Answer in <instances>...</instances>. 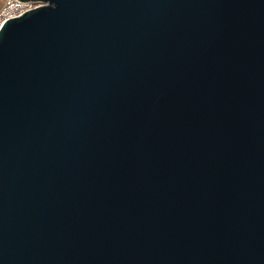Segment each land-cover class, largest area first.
Wrapping results in <instances>:
<instances>
[{"label":"water","instance_id":"water-1","mask_svg":"<svg viewBox=\"0 0 264 264\" xmlns=\"http://www.w3.org/2000/svg\"><path fill=\"white\" fill-rule=\"evenodd\" d=\"M18 1L0 264H264V0Z\"/></svg>","mask_w":264,"mask_h":264},{"label":"built area","instance_id":"built-area-1","mask_svg":"<svg viewBox=\"0 0 264 264\" xmlns=\"http://www.w3.org/2000/svg\"><path fill=\"white\" fill-rule=\"evenodd\" d=\"M32 6L28 2H20L18 0H7L5 5L0 9V26L2 23L12 17H16L21 13L29 10Z\"/></svg>","mask_w":264,"mask_h":264},{"label":"rangeland","instance_id":"rangeland-1","mask_svg":"<svg viewBox=\"0 0 264 264\" xmlns=\"http://www.w3.org/2000/svg\"><path fill=\"white\" fill-rule=\"evenodd\" d=\"M7 0H0V9L5 5Z\"/></svg>","mask_w":264,"mask_h":264}]
</instances>
